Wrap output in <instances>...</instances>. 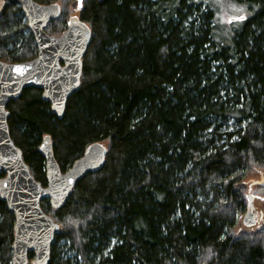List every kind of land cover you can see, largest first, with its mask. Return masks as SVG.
I'll use <instances>...</instances> for the list:
<instances>
[{
    "label": "trees",
    "instance_id": "16d2710c",
    "mask_svg": "<svg viewBox=\"0 0 264 264\" xmlns=\"http://www.w3.org/2000/svg\"><path fill=\"white\" fill-rule=\"evenodd\" d=\"M34 1L61 7L46 33L59 36L74 6L91 41L61 118L34 87L8 103L11 140L42 186L44 136L61 172L88 145L107 148L61 208L40 202L59 225L49 264H264V224L234 231L248 175L264 174V0H233L247 19L229 29L204 0ZM36 52L7 0L0 61ZM13 224L0 198V264Z\"/></svg>",
    "mask_w": 264,
    "mask_h": 264
},
{
    "label": "water",
    "instance_id": "95a60500",
    "mask_svg": "<svg viewBox=\"0 0 264 264\" xmlns=\"http://www.w3.org/2000/svg\"><path fill=\"white\" fill-rule=\"evenodd\" d=\"M6 1L0 0V13ZM8 1L20 7L37 52L26 61H0V173H3L0 198L14 215L11 264H49L51 244L59 225L41 209L40 202L47 199L52 209L61 208L77 183L102 167L107 148L100 142L88 145L83 154L61 172L53 157L50 138L44 136L40 151L45 161L46 185L42 186L32 177L20 150L11 140L7 105L17 100L24 88L34 87L42 91L51 112L61 118L67 100L78 89L81 59L90 45L91 31L77 15H72L59 36L49 35L44 28L58 18L61 10L58 3ZM17 67L22 69L20 73L15 71ZM253 183L264 186V177ZM254 197L246 195L244 225L248 227L259 220L253 207ZM30 253L32 258L28 260Z\"/></svg>",
    "mask_w": 264,
    "mask_h": 264
},
{
    "label": "rangeland",
    "instance_id": "374dc122",
    "mask_svg": "<svg viewBox=\"0 0 264 264\" xmlns=\"http://www.w3.org/2000/svg\"><path fill=\"white\" fill-rule=\"evenodd\" d=\"M206 1L213 4V7L217 15L219 26L222 29H229L232 25L240 24V22L232 23V24H229L227 22L233 16L240 15V14L246 15L245 10L243 11V13H241L240 11H237V9L242 8V7L235 4L233 0H206ZM73 10H74V6L67 9L68 17L74 14ZM261 176L264 177V174H257L256 171L253 170L247 177L248 183H246L247 187H246V192H245V195L251 194L255 196L253 200V207L255 209V213H257V217L259 220L258 222H256L254 226H251V227L245 226L244 225V219H245L244 216L246 214V211H245L242 214V216L239 218V220H237L236 222V225L234 228L236 235L241 233L242 231L254 230L258 228L260 225L264 224V186L253 183L254 181L259 180ZM246 206H247V201H246Z\"/></svg>",
    "mask_w": 264,
    "mask_h": 264
},
{
    "label": "snow or ice",
    "instance_id": "6c2138e0",
    "mask_svg": "<svg viewBox=\"0 0 264 264\" xmlns=\"http://www.w3.org/2000/svg\"><path fill=\"white\" fill-rule=\"evenodd\" d=\"M197 2H199V0H197ZM205 2H206V0H205ZM82 6V0H78V3H77V7L79 8V7H81ZM237 11H240L241 13H243V11H244V9L243 8H239V9H237ZM247 19V16L246 15H244V14H240V15H236V16H233L231 19H229L227 22L229 23V24H232V23H239V22H242V21H244V20H246ZM15 71L17 72V73H20L21 71H22V69L20 68V67H17L16 69H15ZM235 139V138H234Z\"/></svg>",
    "mask_w": 264,
    "mask_h": 264
}]
</instances>
